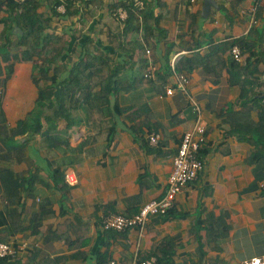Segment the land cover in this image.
Returning <instances> with one entry per match:
<instances>
[{
    "label": "crops",
    "instance_id": "1",
    "mask_svg": "<svg viewBox=\"0 0 264 264\" xmlns=\"http://www.w3.org/2000/svg\"><path fill=\"white\" fill-rule=\"evenodd\" d=\"M117 1L101 0L98 15H88L85 24L79 23V16L57 15L52 27L59 34L82 28L86 35L94 34L115 61L121 60L126 42L115 52L107 34L124 27L125 19L119 22L115 12L125 7L110 10ZM163 1L155 14L166 34L150 44V54L148 46L136 49L135 62L119 70L125 76L124 90L113 101L127 112L113 109L98 116L78 110L73 112L74 124L61 118L52 123L47 119L52 110L37 103L36 64L15 63L0 104V241L27 247L20 256L0 259V264H100L109 257L119 264H139L170 237L175 239L174 264H238L264 255V160L253 159L250 138L252 128L263 126L257 109L243 108L250 94L245 83L249 52L242 48L241 60L231 52L236 40L253 42L258 53L264 47V2L216 0L205 16V0ZM6 15L0 10V19ZM4 29L0 20V36ZM137 37L142 38L141 32L126 35L127 40ZM72 49L68 52L76 60ZM168 51L170 60L180 52L178 61L197 62L185 74L200 114L186 92L165 94L166 87L177 82L174 74L162 73ZM140 60L147 61L141 72L152 68L155 78L134 80ZM259 68L263 72L255 78L264 82V63ZM254 92L264 97L261 86ZM198 117L206 126L198 152L205 167L177 194L169 215L150 216L142 231L103 229L106 216L134 214L142 204L165 195L173 156ZM113 128L117 133L109 146ZM153 134L160 135L156 144L150 141ZM67 172L77 183L68 182Z\"/></svg>",
    "mask_w": 264,
    "mask_h": 264
},
{
    "label": "trees",
    "instance_id": "2",
    "mask_svg": "<svg viewBox=\"0 0 264 264\" xmlns=\"http://www.w3.org/2000/svg\"><path fill=\"white\" fill-rule=\"evenodd\" d=\"M140 1L139 4V1L136 0H121L115 2L110 8L111 12H114L122 5L128 14L120 33H107L110 38V47L115 52L121 50L124 42L128 47L127 52L124 53L125 60L122 58L115 61L114 56L97 41L94 34L86 35L82 28L75 26L72 29L75 38H72V34L69 32L57 33L51 24L53 17L57 15L66 18L79 16V23L85 24L88 15H98L102 4L101 0H25L24 2L0 0V10L7 13L0 19L5 23V29L0 36V104L7 82L14 72L15 63L33 61L36 64L33 80L39 87L37 103L52 110L51 115H47V119L52 123L55 119L61 118L66 120L70 126L77 121L73 112L78 110L84 111L88 115L90 112L98 115L112 114L113 109H116L118 113L129 111L113 101L117 92L124 90L122 84H125V76L119 71L121 65L128 61L134 63L136 49L145 51V46H150L153 41L155 43L160 41V38L166 34L165 29L160 26V18L155 14V8L162 5L164 1ZM61 6L66 7L63 14L59 12ZM45 7H48V11L44 9ZM16 27L21 30L15 32ZM132 31L141 32L142 38L127 40L126 35L128 36V33ZM234 45H239L241 49L245 48L249 52L245 68V83L250 86V94L244 102L243 108L246 110L249 105H252L259 112V123L263 129L252 128L250 138L253 137L255 145L253 159L263 161L264 97L261 96L262 92L257 95L254 89L260 86L264 89V82L258 81L254 74L263 72L259 66L264 63V47L260 46L258 53L253 42L236 40L232 46ZM70 49L77 53L75 54L76 60L73 59L72 54H69ZM2 63L5 64L2 66ZM145 64L147 61L140 60V68L134 74V80L141 82L153 78L147 77L141 72ZM196 66V61L184 58L182 61H177L175 70L188 75ZM173 72L168 51L166 67L162 73L168 76ZM131 129L135 133L137 132L136 125L132 124ZM241 132L245 133V130L242 129ZM116 133L117 130L113 128L108 136L107 144L109 146L115 139ZM137 138L143 142L140 136ZM143 145L146 146V143L143 142ZM170 211L172 208L165 216H168ZM198 222L201 223L202 220L199 219ZM106 231L116 232V230ZM224 233V230L218 232L217 240L223 237ZM174 240L170 237L154 246L147 256L148 259L154 257V264H174ZM102 263L100 262V264Z\"/></svg>",
    "mask_w": 264,
    "mask_h": 264
},
{
    "label": "built area",
    "instance_id": "3",
    "mask_svg": "<svg viewBox=\"0 0 264 264\" xmlns=\"http://www.w3.org/2000/svg\"><path fill=\"white\" fill-rule=\"evenodd\" d=\"M15 1L24 2L25 0ZM262 1L264 2V0ZM126 16V8H120L117 12H115V17L119 20V22H122L120 20L126 19ZM151 51V46H148L146 53L150 54ZM231 52L235 60H241L242 50L239 45L232 46ZM180 54V52L174 54L171 59V67L174 70L173 74L176 77L177 82L175 86L169 85L166 87V95H172L178 89L189 94V77L186 74L175 70L177 59ZM145 76L155 78L154 70L152 68L148 69L145 72ZM189 96L197 113L200 114L199 105L190 94ZM205 131L206 126L200 117H198L195 126L186 131L182 136L179 148L173 156V168L168 178V186L164 196L142 204L139 210L134 214L128 215L116 213L106 216L102 222L103 229L124 231L137 227L142 231L145 228L150 216L165 215L171 208H173L174 200L177 194L186 184L196 180L199 173L205 167L203 160L198 157V152L206 140ZM159 138V134H153L150 137V141L156 144L159 141ZM65 176L68 182L72 184L77 183L78 181L71 172L65 173ZM26 247V244H23V246H16L10 241H0V258H13L20 256V253L23 252ZM154 263L155 258H151L150 260L143 261L140 264ZM102 264H119V261L116 258L109 257ZM238 264H264V255L245 259Z\"/></svg>",
    "mask_w": 264,
    "mask_h": 264
},
{
    "label": "water",
    "instance_id": "4",
    "mask_svg": "<svg viewBox=\"0 0 264 264\" xmlns=\"http://www.w3.org/2000/svg\"><path fill=\"white\" fill-rule=\"evenodd\" d=\"M211 6H216V0H205V7H204V11H205V16L207 15V12L209 11ZM21 29L19 27L15 28V32L20 31ZM264 95V93H263Z\"/></svg>",
    "mask_w": 264,
    "mask_h": 264
},
{
    "label": "bare ground",
    "instance_id": "5",
    "mask_svg": "<svg viewBox=\"0 0 264 264\" xmlns=\"http://www.w3.org/2000/svg\"><path fill=\"white\" fill-rule=\"evenodd\" d=\"M263 1L262 0H258V3L257 4H259V3H262ZM125 21V20H124ZM123 23V22H122ZM124 24V23H123ZM174 56V55H173ZM172 56V57H173ZM180 56V55H179ZM179 58V57H178ZM172 59V58H171ZM177 61H178V59H177ZM199 157V156H198ZM200 158V157H199ZM201 159V158H200ZM202 160V159H201ZM148 260H150V259H148ZM146 261V260H145ZM140 264V263H139Z\"/></svg>",
    "mask_w": 264,
    "mask_h": 264
},
{
    "label": "rangeland",
    "instance_id": "6",
    "mask_svg": "<svg viewBox=\"0 0 264 264\" xmlns=\"http://www.w3.org/2000/svg\"><path fill=\"white\" fill-rule=\"evenodd\" d=\"M98 116H100V114Z\"/></svg>",
    "mask_w": 264,
    "mask_h": 264
}]
</instances>
